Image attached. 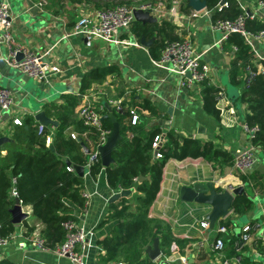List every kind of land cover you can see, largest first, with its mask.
Returning <instances> with one entry per match:
<instances>
[{"label": "crops", "instance_id": "1", "mask_svg": "<svg viewBox=\"0 0 264 264\" xmlns=\"http://www.w3.org/2000/svg\"><path fill=\"white\" fill-rule=\"evenodd\" d=\"M5 1L9 3L11 31L15 39L44 53L42 59L47 78L34 80L9 66L6 62L7 48L0 33V85L10 88L14 99L12 107L0 121L2 136L8 138V123L14 116L23 120L26 114L33 115L43 110L45 103L62 102L67 95L79 97L76 105L85 96L102 104L110 98L120 99L126 106L147 99L154 105V112L136 105L132 107L139 116L145 118V125L165 129L173 126L182 135L212 142L231 157L222 164L219 162L223 158L214 156L211 161L203 157L182 160L170 158L165 163L159 191L149 207L148 215L168 224L175 237L169 246L171 255H166L170 263L176 264L175 256L178 253L181 260H186L185 264L189 261L191 264H219L222 257L230 258L229 242L232 236L235 241L241 227L251 224L256 227L252 231L251 242L243 248L242 260L251 264H264V194H260L255 186L257 181H264V152L256 148V163L251 170L238 172L232 167L235 154L250 143L243 129L245 106L239 100L243 84L233 85L230 82L233 51L224 48L223 44L219 45L220 33L211 26L212 11L204 8L193 17L190 16L191 11L184 13L179 8L178 15L166 14L162 19L176 25L180 35L187 32L191 34L196 51L209 66V82L223 91V98L217 101L219 120L204 111L200 85L192 89L179 86L178 75L156 66L149 50L151 44L142 45L131 28L117 32V40L120 41L117 43L96 38L90 45H86L82 36L71 34L72 25L80 16L97 9L93 3L68 0L51 3L46 0L44 5H38L40 0ZM239 3L247 15L264 23V4L259 5L257 0H239ZM252 44L256 61L264 60V38L253 39ZM257 65L262 68L261 63ZM108 67H116V71L110 73L103 83L80 92L86 74ZM76 105L71 108L72 119ZM1 145L0 153L4 154ZM243 177L247 180L243 181ZM83 178V190L89 193V202L85 210L78 214L77 221L89 232L85 249L86 263L100 264L97 241L105 228L100 223L109 210L112 203L109 200L115 191L108 186L104 171L92 176L84 169ZM196 181H213L217 191L227 189L230 185L233 188L242 186L243 193H249L254 198V206L243 216L230 213L221 218L231 223L226 234L218 235V220L213 227L205 220L211 209L209 205L179 199L180 187L190 186ZM21 209L27 216L20 223H14L13 237L0 249L1 256L16 264H73L67 258L34 248L30 239L24 235L25 223L37 228L41 227V223L33 215L30 205H21ZM203 222L208 223L207 227L202 226ZM217 236L223 237L225 242L222 253L212 247ZM176 238L190 242L182 247ZM143 259L151 261L145 253Z\"/></svg>", "mask_w": 264, "mask_h": 264}, {"label": "trees", "instance_id": "2", "mask_svg": "<svg viewBox=\"0 0 264 264\" xmlns=\"http://www.w3.org/2000/svg\"><path fill=\"white\" fill-rule=\"evenodd\" d=\"M58 1L60 0H48L51 3ZM68 1L90 3V0ZM171 1L165 0L167 7L173 3ZM205 1L206 8L212 11V20L235 19L244 13L239 0H225L226 5L221 7L218 6L220 0ZM121 3L123 2L118 1L117 4ZM93 5L100 8L98 7L100 5L108 7L115 4L94 2ZM191 9L188 0H181L182 12L189 13ZM245 26L251 32L264 30V23L249 15L246 17ZM131 29L138 40L142 35L146 39H153L149 50L154 59L160 56L166 42L181 36L177 32L178 27L162 17L153 23L134 21ZM223 47L233 51L229 70L230 82L233 85L243 84L239 100L245 106L244 123L249 127H256L250 140L256 148L264 152V60L258 62L254 60L253 50L238 33H230ZM255 61L262 64V70H259ZM248 66L255 75L248 85H245V69ZM115 71L116 67L91 71L83 77L80 92L83 93L94 85L103 83L106 77ZM219 90L220 88L211 84L208 79L200 83L202 107L216 120H219L220 115L215 98ZM78 99V96L67 95L63 97L62 102L45 103L43 111L46 116L56 120L58 125L43 126L42 133L38 132L40 125L32 114H26L21 124L8 123V138L1 145L5 153H0V237L14 233L15 224L12 222L11 209L18 205L19 201L24 205H30L33 215L41 223L40 228L25 223L24 235L30 237L31 233L37 231L50 247H55L64 240L66 231L63 222L77 220L78 214L83 210L84 178L75 171L67 170L66 167L84 168L87 153L93 151L99 144L100 129L112 130V122L110 118H101L98 128L84 124L79 119H72L71 108L78 103ZM122 104L125 105L124 102ZM135 105L150 112L155 111L154 105L147 99L135 101L133 106L128 108ZM96 106L101 107L99 111L102 116L106 112L104 105L98 101ZM128 108L123 114L115 113L120 138L111 153L113 162L104 167L98 159L85 169L92 176L104 171L107 184L113 191L130 190V194L110 204L108 212L101 220L100 226L104 225L105 228L97 241L100 264L116 261L125 264H156L143 259L145 247L156 237L159 238L162 252L171 255L169 246L175 237L169 225L148 215L149 207L159 191L163 168L170 158L182 160L203 157L211 161L212 156L222 157L223 161L219 162L220 164L231 158L227 152L216 148L212 142L182 135L173 126L166 129L161 126H147L145 118L139 115L137 122L132 124ZM68 128L77 133L76 139L70 137ZM48 132H52V139L51 143L46 145L45 134ZM156 135L162 137L156 147L162 155L161 158H155L156 148L152 146ZM84 148L88 152H85ZM139 176L143 178L138 180ZM12 178L15 179L16 196L10 193ZM242 179L247 180L245 177ZM255 186L260 194H264V181H257ZM253 206L254 198L249 193L239 194L231 203V214L243 216ZM230 223V220H218L220 226L228 227ZM234 239L233 235L229 242L230 257L234 255ZM176 241L182 247L190 242L179 238H176ZM0 264L16 263L2 258ZM241 264L251 263L242 260Z\"/></svg>", "mask_w": 264, "mask_h": 264}, {"label": "built area", "instance_id": "3", "mask_svg": "<svg viewBox=\"0 0 264 264\" xmlns=\"http://www.w3.org/2000/svg\"><path fill=\"white\" fill-rule=\"evenodd\" d=\"M46 0H40L38 5H44ZM259 5H263V0H257ZM218 4V6H224ZM180 8V3L173 2L169 7L166 6L165 0H156V1H144L136 4H115L108 7H100L95 9L93 12L86 13L80 16L76 22L72 25L71 34L82 36L85 39L86 45H90L91 42L96 39H102L107 42H120L117 40V32L121 30H130L133 22L135 21L134 12L136 10L142 12H148L149 15L156 18L164 17L166 14L169 16L178 15V10ZM211 11V10H209ZM198 11L192 10L190 16L197 15ZM247 14L244 12L238 15L235 19H215L211 20V26L215 31L221 33L219 39V45H222L226 41L230 33L240 34L245 42L253 50V39L264 38V30L258 32H251L245 26ZM11 11L9 3L5 0H0V33L2 34L3 40L7 48L6 62L9 66L14 69H18L28 78L34 80H44L47 78L45 73V67L43 63V54L31 49L30 47L22 44L17 39H15L11 31ZM127 42V40H122ZM138 45V43H134ZM18 54H21L22 57L17 59ZM257 58L260 57L257 55ZM254 60H256L254 56ZM154 64L158 67H164L170 72L175 73L179 77V86L186 89H192L197 85H200L203 81L209 79L210 70L209 66L202 61L201 55L196 51L192 36L189 32L184 35L179 36L178 39L173 41H168L161 49L160 56L157 59L153 60ZM263 68H259L262 70ZM246 77L245 85L251 81L254 77L255 72L250 66L246 67ZM187 73L189 76H187ZM215 98L217 101L223 98V91H217ZM13 92L10 88L0 85V121L3 119L6 112L10 110L13 105ZM107 103L111 105L114 113L123 114L124 110L128 106L123 105L120 99L110 98ZM131 115V123L135 124L138 119V114L135 109L128 108ZM101 107H97L96 103L85 96L82 101L75 106L73 110L74 119L81 120L84 124L100 127ZM13 124H21L22 120L18 116H14L11 119ZM243 129L248 136L250 141L249 145L240 150L235 154L232 159V167L238 172H245L251 170L256 163L255 150L256 146L253 145L250 138L253 137L256 127H249L245 123L243 124ZM69 130L70 137L73 139L77 138V133L72 129ZM67 130V131H68ZM43 126L40 125L38 132L42 133ZM111 130L109 129H100L99 132V144L91 152H88L87 163L84 166V169L88 167L96 160L99 159L98 147L103 145ZM2 134L0 133V137ZM52 139V132L45 134V144L49 145ZM162 140L160 135H156L153 139L152 146L157 147V143ZM155 158H161L162 155L158 152L157 148L155 150ZM69 171H74V168L71 166L66 167ZM15 179L12 178V186L10 193L12 196H16L17 192L14 187ZM233 187L228 186L227 190L231 191ZM120 190L115 191L118 193ZM82 196L85 199L84 208L85 210L89 202V193L84 191ZM18 205H24L19 201ZM207 222H203L202 226L207 227ZM63 227L66 231L64 240L55 247L47 246L44 242V239L39 235L37 231L31 233V236L28 237L32 242L35 249L42 252H48L56 255L57 257L67 258L73 264H87L85 260V249L86 241L89 232L78 223L77 220H69L63 222ZM255 225L246 224L243 225L240 229L238 238L233 242L234 255L230 258L222 257L219 264H241L243 256V248L245 245L251 242L252 240V231L255 228ZM217 234H226L227 227L218 226ZM13 234L8 235L7 237H0V249L5 247ZM213 249L218 253H222L225 242L223 237L217 236L212 245ZM172 257V256H170ZM169 257V258H170ZM3 257L0 253V260ZM183 264L186 263L185 259L181 260ZM108 264H125L122 261H116Z\"/></svg>", "mask_w": 264, "mask_h": 264}, {"label": "water", "instance_id": "4", "mask_svg": "<svg viewBox=\"0 0 264 264\" xmlns=\"http://www.w3.org/2000/svg\"><path fill=\"white\" fill-rule=\"evenodd\" d=\"M225 0H220L219 4L223 5ZM188 5L192 8V10L200 11L206 8L205 0H188ZM135 21H139L142 23H153L156 21V18L149 15L148 12H142L136 10L134 12ZM152 42V39L146 40L142 35L140 37V43L144 46H149ZM22 57L21 54H18L17 59ZM187 76L189 74L187 73ZM104 107L107 110L106 114H103L101 118H110L112 122V130L109 134L106 142L103 145L98 147L99 151V159L104 167L108 166L113 162L112 158V150L115 148L117 141L120 138L119 134V124L116 120L115 113L112 110L111 105L108 103H103ZM5 116V115H4ZM34 119L42 126H56L58 122L54 119L46 116L43 110H39L33 114ZM7 140V137H0V145ZM52 148V147H51ZM85 152H88L86 148H84ZM156 153V152H155ZM70 163L68 162V165ZM74 171L79 175H84V168L82 166H74ZM143 177L139 176L138 180H141ZM243 187L238 186L233 188L231 191L224 189L222 191H217L214 186L213 181L200 182L196 181L192 185L187 186L183 185L179 189V199L184 202H195L199 204H207L211 207L209 213L205 216V220L208 221L209 226L213 227L215 222L221 218L226 217L231 213V203L234 198L243 193ZM130 194V190L122 189L118 193H115L109 200V202H116L120 197L127 196ZM12 214V222L20 223L22 220L26 218V213L21 209L20 205H15L11 209ZM144 253L146 257L155 262L156 264H171L166 255H163L162 250L159 244V238H154L153 242L145 247ZM176 264H183L180 259V255L177 253L175 256ZM189 261L187 264H191Z\"/></svg>", "mask_w": 264, "mask_h": 264}, {"label": "rangeland", "instance_id": "5", "mask_svg": "<svg viewBox=\"0 0 264 264\" xmlns=\"http://www.w3.org/2000/svg\"><path fill=\"white\" fill-rule=\"evenodd\" d=\"M118 1H122L123 3H130V4H136V3H140V2H144V1H151V0H90V3H94V2H98L100 4L102 3H106V2H109V3H114L117 5ZM171 2H178V3H181V0H172ZM98 7H105L104 5H100ZM220 33V32H219ZM220 36H221V33H220Z\"/></svg>", "mask_w": 264, "mask_h": 264}]
</instances>
